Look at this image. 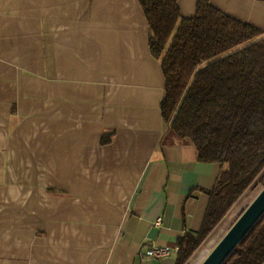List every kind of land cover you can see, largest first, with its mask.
<instances>
[{
    "label": "crops",
    "instance_id": "1",
    "mask_svg": "<svg viewBox=\"0 0 264 264\" xmlns=\"http://www.w3.org/2000/svg\"><path fill=\"white\" fill-rule=\"evenodd\" d=\"M207 1L264 36V0ZM150 35L139 0H0V264H176L146 251L200 230L221 165L164 122Z\"/></svg>",
    "mask_w": 264,
    "mask_h": 264
},
{
    "label": "trees",
    "instance_id": "2",
    "mask_svg": "<svg viewBox=\"0 0 264 264\" xmlns=\"http://www.w3.org/2000/svg\"><path fill=\"white\" fill-rule=\"evenodd\" d=\"M139 1L166 79L164 122L193 142L201 162L221 165L200 230L177 243L176 264H189L264 174V36L207 0L191 18L182 17L179 0ZM263 263L264 214L223 264Z\"/></svg>",
    "mask_w": 264,
    "mask_h": 264
},
{
    "label": "water",
    "instance_id": "3",
    "mask_svg": "<svg viewBox=\"0 0 264 264\" xmlns=\"http://www.w3.org/2000/svg\"><path fill=\"white\" fill-rule=\"evenodd\" d=\"M263 214L264 188L238 217L201 264H223Z\"/></svg>",
    "mask_w": 264,
    "mask_h": 264
},
{
    "label": "rangeland",
    "instance_id": "4",
    "mask_svg": "<svg viewBox=\"0 0 264 264\" xmlns=\"http://www.w3.org/2000/svg\"><path fill=\"white\" fill-rule=\"evenodd\" d=\"M264 188V174L261 175L257 181L249 188L246 193L239 199L233 209L229 212L227 217L221 222L218 227L213 232L212 236H210L205 243L195 252H201V257L193 262L192 264H201L204 259L208 256V254L213 250V248L217 245V243L223 238L226 232L230 229V227L235 223L238 217L243 213V211L252 203V201L256 198V196L261 192ZM232 212L234 215L232 218H228ZM231 219V220H230ZM230 220V221H229ZM211 238H213L211 240ZM193 256H196V255ZM194 259V258H193Z\"/></svg>",
    "mask_w": 264,
    "mask_h": 264
},
{
    "label": "built area",
    "instance_id": "5",
    "mask_svg": "<svg viewBox=\"0 0 264 264\" xmlns=\"http://www.w3.org/2000/svg\"><path fill=\"white\" fill-rule=\"evenodd\" d=\"M161 222H162V219L159 218V219H157L155 224L157 226H160ZM173 252L178 253L179 252V248L178 247L172 248V247L167 246V245H164V246L152 245L146 251L145 256L147 258H162V257H165L167 255H170Z\"/></svg>",
    "mask_w": 264,
    "mask_h": 264
},
{
    "label": "bare ground",
    "instance_id": "6",
    "mask_svg": "<svg viewBox=\"0 0 264 264\" xmlns=\"http://www.w3.org/2000/svg\"><path fill=\"white\" fill-rule=\"evenodd\" d=\"M234 215V213L232 212V214L228 217V218H232V216ZM231 220V219H230ZM229 220V221H230ZM213 238H211V240H212ZM201 255H202V253H200Z\"/></svg>",
    "mask_w": 264,
    "mask_h": 264
}]
</instances>
